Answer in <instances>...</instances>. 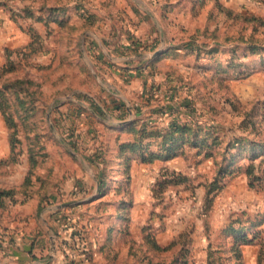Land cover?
<instances>
[{
	"label": "rangeland",
	"instance_id": "obj_1",
	"mask_svg": "<svg viewBox=\"0 0 264 264\" xmlns=\"http://www.w3.org/2000/svg\"><path fill=\"white\" fill-rule=\"evenodd\" d=\"M251 18L256 0H0V264H264V55ZM158 29L147 67L143 36ZM190 36L202 46L168 50ZM108 44L132 61L110 62L116 78L92 64ZM155 96L172 150L149 136L123 154L152 156L148 168L132 176L109 151L103 165L92 103L138 117Z\"/></svg>",
	"mask_w": 264,
	"mask_h": 264
},
{
	"label": "trees",
	"instance_id": "obj_2",
	"mask_svg": "<svg viewBox=\"0 0 264 264\" xmlns=\"http://www.w3.org/2000/svg\"><path fill=\"white\" fill-rule=\"evenodd\" d=\"M225 9V8H222ZM226 12H229L228 10H225ZM234 15V14H233ZM229 22H235V20L239 19V18H226ZM251 21L256 22V50H261L264 49V20H262L260 17H256V18H251ZM217 33V32H215ZM190 38H192V41H188L186 43H184L183 45L180 46H174L170 49H181V48H196L197 46H202L200 44H198V37L196 36H190ZM218 36L213 35L212 36V40L215 44V39H217ZM191 40V39H190ZM203 43V42H202ZM208 46V45H206ZM159 97V96H158ZM166 97H164L165 99ZM169 98V97H168ZM173 95L170 96L169 99L173 100ZM83 99H87L83 98ZM82 99V100H83ZM160 99H162L161 97L157 98V96L154 97V99H152L150 104H144V102L142 103V106H145V109H147V111H142V106H140V111L138 119L132 121L130 124L126 125L124 127V131L127 134H131L132 135V139L130 141H126V142H118L119 138L115 141V146H112V148H110L109 146L105 148V141L100 137V142L98 144H102L101 146H96V153L93 155L95 158H98L99 156V160L103 163H105V151H109L110 154L108 158H113L114 160H116L117 162L115 163L117 165V167H119L120 163L118 161H123L124 160L126 162H124V165L126 164V166L124 167H131L133 162H136L138 164H150V162H152L154 160V158H152V156L147 157V156H136V155H129L127 157H123V154L126 153H132L138 150H145L147 148V146H145V144L143 145V141L145 140V137H149V136H161V138L163 139L160 145V151H171L172 150V145L170 144H165V131L164 129L160 128L161 124L159 123V121L161 120V117H164L169 112L166 111V108L164 106L165 102L162 103L161 106H158V103H160ZM144 104V105H143ZM92 105L94 106V108L96 109V111L98 112V114L96 113L97 116L103 118L105 115L102 113V109L97 105H95L94 103H92ZM148 106V107H147ZM172 108V107H170ZM175 108V107H174ZM123 113L121 115H118L119 117L125 115L124 114V109L122 110ZM160 118V120H159ZM178 115L175 118H172V123L170 124V127H168V131L169 129L171 130V132H168L167 134H174L175 132H177L178 130H181L182 127L181 125H178L179 121ZM158 119V120H157ZM139 124V127L141 126L142 128H137V125ZM155 126V127H154ZM92 132V131H91ZM97 137V135H96ZM148 139V138H146ZM123 152V153H122ZM129 172V169H128Z\"/></svg>",
	"mask_w": 264,
	"mask_h": 264
},
{
	"label": "crops",
	"instance_id": "obj_3",
	"mask_svg": "<svg viewBox=\"0 0 264 264\" xmlns=\"http://www.w3.org/2000/svg\"><path fill=\"white\" fill-rule=\"evenodd\" d=\"M256 17H260L262 20H264V0H256ZM157 24L158 25H161V23L159 22V20H158V23ZM162 34L163 33L158 29L157 31H154V32H152V31L149 30L143 36V38L146 39V40H144L145 41L144 49H143L144 52H143L142 55H144V57H145V54H146V57L148 58L144 62L145 66H147V67H150L149 66L150 59L153 58L156 54H160L161 53L160 50H158V47L156 48V50L154 49V51L152 52L151 51L152 50V48H151L152 45H150V43H151V41L154 38L157 39V43L158 42H162L163 41V36H164ZM190 39L192 40V38L189 37V40ZM174 46H176V45H170L169 48H168V50L170 51V49L172 47H174ZM98 50L100 52H102L103 55L99 54V56L102 57L103 60L101 61L100 57H99V60L100 61H98L97 59L95 60V58H94L92 64H93V68H98V66L101 65V67L103 68V72H104L103 77H106L109 74H111V75H113L114 78H116V75H115V73L113 71V69H115V67H113L111 65V63H110L114 59H116V60L119 61V63H120L121 66L119 65L118 67H120V69L122 68L123 70H126V69L129 68V65H132V61H129V58H128V56H127V54L125 52L123 54H120L119 55V54L115 53L112 50V48H111V46L109 44L107 46H105L104 48L98 49ZM79 51L81 52V49ZM162 51L164 52V50H162ZM82 52H83V50H82ZM256 52H260V54L264 55V49H261L259 51L256 50ZM66 61H72L73 63H78L80 65H83V63L82 62H79L78 59L75 60L73 58H70V60L67 59ZM97 62H98L97 67H94ZM110 65H111L112 68L110 67ZM86 66H87V63L86 64L84 63V67L80 66V70H83V69L86 70V68H87ZM131 68H132V66H131ZM257 69H259V68H256V70ZM94 74H95V77H94V80H93V83L95 84L94 86H96L97 89H98V86H99V88L102 89L101 86H103L104 84L102 83L101 78H99L98 75H96V72L95 71H94ZM122 77L124 78V75ZM119 78H121V77H119V74H118L117 75V79H116L118 81V83H120V81H121V79H119ZM132 78L133 79H131L130 82H128V83L131 84L132 82L137 81L136 80L137 77H132ZM125 83L127 84L126 81H125ZM132 85H133V83H132ZM127 87H129V85L126 86V88H125L126 89V92H122V93H127L128 92ZM103 89H104V91H99V95L100 96H98V103L100 105H103V103H106V101H104V98H102V97H105L107 94L110 95L108 90H106L105 88H103ZM117 89L119 90L120 89V86H118ZM112 104H114V103H112ZM127 105H128V103H127ZM129 105H131V107H132V104L131 103ZM129 105L126 106V107L129 108V109L126 108L127 109L126 111L131 112V109H130ZM100 107L103 108L104 111H106V110H110V107H112V106H111V104H110V106L108 104H106L105 107L107 109H105L102 106H100ZM93 118H92V120H94V123L92 124V126H91V124L88 126L89 131L91 132V129H93L95 127H98V129L100 131H102V133L105 135L104 136L105 142H107V144H108V146L110 148H112V146H115V143H116L115 141L120 136H122L124 140H118V142H125V141H128V140L130 141L132 139V135L131 134L125 133L124 127L126 125L130 124L132 121L138 119V117L135 114H132V113H129L127 115H123V116L119 117L117 114L111 113V112L110 113H106V115H105L104 118H100L97 115H95ZM94 124H96V126ZM120 161H118V162L120 163ZM148 166H150V165L149 164H138L136 162H133L132 163V168H134V169H132V171H131L132 174L131 175L132 176H135V174L137 173L138 170H141L143 168L146 169V168H148ZM146 176L149 177V174L146 173Z\"/></svg>",
	"mask_w": 264,
	"mask_h": 264
}]
</instances>
